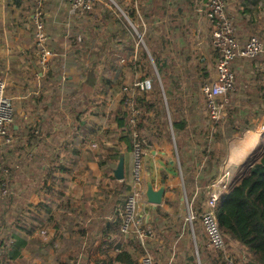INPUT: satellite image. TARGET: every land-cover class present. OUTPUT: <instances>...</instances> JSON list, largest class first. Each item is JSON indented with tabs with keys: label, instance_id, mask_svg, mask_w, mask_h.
I'll return each mask as SVG.
<instances>
[{
	"label": "trees",
	"instance_id": "obj_1",
	"mask_svg": "<svg viewBox=\"0 0 264 264\" xmlns=\"http://www.w3.org/2000/svg\"><path fill=\"white\" fill-rule=\"evenodd\" d=\"M7 1L11 4H19L18 2H20V0ZM115 2L123 3L128 7L126 14L134 25L141 13L144 22L149 25V29L146 33L141 34L143 22L138 21L135 29L141 35L143 44L137 42L135 34L131 29L129 31L123 29L125 39L119 40L120 44H115L114 48H112L115 56L113 61L108 63V65L110 64L109 71L115 70L119 61H124V63H122L123 68L115 71L114 74V84L117 88L116 96H114L110 104H102L108 113V126L113 124L116 128L120 129L123 142L130 149H132L133 145V131L137 133L139 138L143 139L141 146L144 149H148L149 146H153L154 143L161 142L162 140L174 143V152L178 160L184 187L183 192L185 191L187 204L191 207L193 215L199 217L205 205V190L202 189L198 196L192 198L191 195L194 191V186L192 185L195 183V179L203 180L205 185L214 180L217 169L215 167L218 166L214 148L212 145L209 147V143H207L209 130L202 128L205 125H203V120H201V112L198 111L196 99L199 93L204 100L206 115L209 121L213 123L217 122L210 119L207 114L206 101L200 89L205 82L202 83L200 81V86L196 84V79L193 77L196 76L197 70L195 67L197 66L194 57L190 66L186 62L185 53L186 51L189 53V49L185 44L184 46L179 45V47L171 42L173 38L172 20L175 21L178 15L170 18L171 9L166 13L165 8L167 6L162 5L160 1L156 2V0H148V4L144 5L140 0L138 2L134 0H115ZM144 6H148L147 9L144 10ZM161 6L165 8L160 10ZM157 8L158 15L160 16L157 15ZM108 14L110 13L107 12L106 18ZM163 17L167 18L165 22H159ZM178 19L180 18L178 17ZM176 31V39L182 40L184 36L179 33V28H176ZM115 35L114 32L106 40L107 48L103 49L102 55L107 56L110 53L111 48L109 49L108 47L109 38H115ZM93 38V33L88 34L86 38H82V41L79 42L82 51L88 52L86 50L88 49L87 46L90 44V39ZM101 39L103 40L104 38ZM74 41H76V36ZM95 47V49H98L97 45ZM134 48H136L135 58H132L131 55V58L127 60V53ZM89 53L93 52L89 50ZM105 63L107 62L105 61ZM127 68L130 69L129 83H125ZM145 78L151 82L150 89L140 90L136 88L133 96L126 100L125 92L121 90V87L131 85L135 80ZM92 79H95L94 75H92ZM131 108L137 112L134 124L129 122ZM192 117L196 120V123L192 126L191 130H188L189 120ZM11 128L12 124L9 128L10 136H12L10 132ZM108 129L114 130V128ZM213 136L216 137L217 133H213ZM96 137L95 128H91L90 138L96 140ZM20 144L19 148L23 149V143ZM10 147L7 146L0 150V163L6 160V156L11 154ZM111 150V148L106 149L105 157L114 166L117 161L116 157L121 155V151L119 149ZM31 158L32 156L28 159L30 160ZM27 164L25 160L24 167ZM103 165L104 160L98 162V166L102 167ZM197 167L201 169L198 170ZM51 169L52 167L42 169L41 166H38V171L42 172L41 189L43 188L47 191L54 189L50 181L47 183L48 180L46 178V174ZM35 171L37 172V169ZM25 172L23 176H26ZM103 178L107 179L106 184L99 183L97 184V188L108 198L105 206L108 204L112 206L110 211V216L112 217L97 220L98 227L93 230V227L82 225V221H85L87 216L83 211L70 210L67 215H70L71 218L69 220L71 219V225L76 227L75 232L78 236L65 238L56 250V256L53 260L54 264H73L82 248V242L88 239L89 244H91L98 236H106L109 240L108 250H115L112 255H106L105 262L98 264H138L134 256L143 252L142 247L134 240L131 231L128 234H121L119 232V214L117 206L113 205L115 201L119 203L121 200L120 194L124 188L123 180H116L113 177L112 169H108L104 173ZM57 182H61V179L59 178ZM4 183L3 169L1 167L0 189ZM86 190L87 188L83 189V191ZM188 191H190L191 195ZM57 193L60 192L57 190ZM181 202L180 194L176 198V201H166L173 209L171 214L162 212L157 207L152 211L150 220L152 235L144 239V245L147 251L149 249L150 253H148L154 261L158 262V257L164 251L161 248V244L155 243L159 238H163L160 236L163 231L157 229L156 232L153 229L158 225L160 220L168 219L171 221L172 216L176 215V207H180ZM25 210L26 212L23 211V222H18L15 226L16 232H9L7 250L5 254L0 256V264H11L12 261L21 257V249L27 245V240L17 232L23 231V234L32 235L37 230L36 222L40 223L41 221L38 211H43L47 214L46 220H48L49 226L54 228V235H59L57 234L58 225L56 223L52 224V221H54L53 211L45 203L38 202L35 205V212ZM214 211L219 229L225 237V242L228 240V242L238 245L240 253L230 256L229 259H225L219 252L216 253V250L207 247L203 243L202 247L197 249L199 264H264V147L262 145L257 144L254 146L247 155L246 160L241 163L240 170L232 175L225 190L219 194ZM80 216L84 217L81 218ZM174 226L175 224L171 225V227ZM179 228L183 233H187L186 228L183 226L180 225ZM172 231L175 232V237L180 235L177 230L175 231L174 229ZM179 240H175L174 242L177 243ZM183 246L186 248L185 244ZM179 251L181 252L183 249L174 251V258H170L168 263L175 264ZM190 255L187 258L185 257L187 262L183 264H198L194 257H190ZM230 258L231 262H229ZM203 259H206L207 262H204Z\"/></svg>",
	"mask_w": 264,
	"mask_h": 264
},
{
	"label": "crops",
	"instance_id": "obj_2",
	"mask_svg": "<svg viewBox=\"0 0 264 264\" xmlns=\"http://www.w3.org/2000/svg\"><path fill=\"white\" fill-rule=\"evenodd\" d=\"M226 1L227 11L231 17L243 18L244 21L250 19L253 23L260 24V30H264V19H261L264 16V0ZM18 3L11 4L7 0H0V78L5 80V92L11 98L13 105L10 132L14 140L7 146H11V154L23 152L24 160L28 164L34 163L42 169L52 167L46 174L47 183L50 181L52 188L58 187L59 178L71 189L77 181L81 183L82 188L74 191L77 194L73 191L68 194L69 189L66 191L63 189V192L57 193L56 197H52L51 192L49 193L54 198L52 200L57 203L65 199L68 212L74 209L77 212L83 211L87 215V209L76 203L92 202L95 198L99 199L98 212L102 214L99 219H108L112 217L110 216L112 206L110 204L105 206L108 198L94 185L96 179L93 178L97 171L96 177L103 179L102 183L106 184L107 179L103 178L106 169L109 167V170H113L117 164L119 156L116 157L117 161L112 166L113 164L105 157L106 149H119L120 156L123 157L124 188L120 194L119 203L115 201L113 204L117 206L118 212L131 182V149L124 144L120 129L113 124L108 126V113L102 105L110 104L116 96L114 74L115 71L123 68L122 64L119 63L117 68V63L115 70L109 71L110 64L105 63L106 55L100 53L96 56L95 52L82 51L74 41L75 36L77 39L82 30L78 20L75 18L68 20L65 17V7L55 0H49L45 9L44 22L51 40L49 48L55 56L51 59L49 68L41 70L37 56L34 54L31 6L28 0H20ZM134 49L132 58H135L136 48ZM239 60L233 62V72ZM91 72H94L95 79H92ZM91 128L96 130V140L90 138ZM108 128H114V130L111 131ZM20 143H23V149L19 148ZM250 145L252 143L247 145V151L254 147ZM7 146L0 147V150ZM174 151L173 143L162 140L145 149L142 157L143 179L140 185V196L145 200L151 199L155 202L160 200L158 204L152 203L153 209L157 207L168 214H171L173 209L166 201H176L179 194L180 199H183L181 195L184 187ZM101 160H104L102 167L98 166ZM233 161V157L227 161L224 174L227 179L228 168ZM85 188L87 190L83 191ZM42 192L48 191L42 188ZM78 194L81 200H76L79 197ZM45 204L52 211L55 210L54 205L48 202ZM29 210L31 211L32 208ZM89 217L87 215L85 221ZM73 228L76 229V227ZM51 229L54 231L53 227ZM131 232L137 242L135 232L133 230ZM72 234L74 237L78 236L75 230ZM85 243L86 241L82 242V246ZM108 243L106 236H98L91 243L90 253L87 254V251L80 253V250L73 264L105 262L106 255H112L115 252V250H108ZM204 244L206 245V239ZM54 245L57 247V242H53ZM180 254L183 255L186 263L190 251L183 249L178 252V255ZM203 261L207 262L206 259ZM197 262L199 264V259Z\"/></svg>",
	"mask_w": 264,
	"mask_h": 264
},
{
	"label": "rangeland",
	"instance_id": "obj_3",
	"mask_svg": "<svg viewBox=\"0 0 264 264\" xmlns=\"http://www.w3.org/2000/svg\"><path fill=\"white\" fill-rule=\"evenodd\" d=\"M134 1L138 2L139 0ZM158 1H160V3L162 2L164 6H167L166 8L164 7L166 13L171 9L170 18H173L176 15L180 18L178 19L177 17L175 21L172 20L173 38L171 42L176 44V46H184L185 44L189 49V53L188 51L185 53V59L189 66L193 62L194 57L197 66L195 68L197 71L196 76L193 78L196 79V84L199 85L201 82L209 81L210 76L213 75L214 58L216 55L210 44L209 29L207 28L205 21L199 16L198 9L201 0H156V2ZM140 2H142L143 5L148 4V0H140ZM147 7L148 6H144V10L147 9ZM164 8L161 6L160 10ZM127 10V6L123 3L120 4L119 2H115V0H99L94 4L91 13H87L84 18L77 19L79 27L82 28L80 32L81 34L84 33L85 35H88L93 33L94 38L90 39V44L87 46L88 49L86 50H91L93 53L95 52L96 56L102 53L103 49L107 48L106 40H108V37L115 32V38H109L108 47L111 49L110 53L107 55V64L112 62L115 56V53L112 52L114 45L120 44L119 40L125 39L123 29L127 31L131 29L135 34L137 42L142 44L141 38L139 39L138 37V32L135 27L132 26L134 24L126 14ZM107 12L110 14H108V17L106 18L105 15ZM227 14L232 20L235 38L239 44H242L246 38L251 35L258 36L264 44V30L259 29L260 24L253 23L250 19L244 21L243 18L236 19L235 17H231L229 11H227ZM122 18L124 19L123 21ZM137 19L135 25L138 21L141 23L143 22V29L140 33H146L149 29V25L144 22L143 15L140 13L139 18L137 17ZM166 19V17H163L159 22H165ZM261 19H264V16L261 17ZM176 28H179V33L183 34L185 39H176ZM101 38L104 39L102 40ZM241 40L244 41L242 42ZM75 42L80 48L81 46L77 39ZM96 45L98 49H95ZM134 50H128L129 52L126 55L127 60L131 58ZM119 63L122 64L124 61H119L117 68H119ZM236 63L238 66L234 67V89L227 94V103L224 104L223 116L221 119L217 120L215 123L209 121L202 96L198 93L196 97L199 108L198 111L201 112V120H203V125H205L202 128L209 130L207 143H209V147L212 145L214 148L218 166L215 167L217 168L216 178L208 182L207 185L204 184L203 180H194L195 183L192 185L194 186L193 194L191 195L190 191H188L192 198L198 196L200 191L204 189V199L206 201L207 193L211 191V188L220 190L221 184L224 183L221 182V180H225L223 176L226 173L227 161L230 157H233L234 161L230 168H228L229 177L225 180V183H228L232 175L240 170L241 163L246 160L247 155L251 151H247L246 148L249 143H252L250 146L260 144L264 147V51L255 59H240ZM129 73L130 69L127 68L126 83H129L128 81H130ZM91 74L94 75V72H91ZM195 123L196 120L192 117L189 120L187 129L191 130ZM215 132L217 133L216 137L213 136V133ZM170 143L172 144V142ZM10 155L6 156V160L0 163V166L3 169V178L5 179L4 190L0 189V256L5 254L7 250L6 246L9 242V232H16V224L18 222H23V211L26 212L25 209H27L30 212L29 208H32L31 212H35V205L38 202H48L55 206V210L53 211L54 221H52V224L56 223L58 225L57 234L59 235H54L55 232L49 226L48 220H46L47 214L44 213L42 215L43 212L37 210L40 213L39 217L41 218L43 216V218H41L40 223L36 222L37 230H35L32 235L23 234V231L17 232L26 238L27 245L22 248L21 257L12 261L11 264H54L53 260L56 256V250L60 247L65 238H70L74 235L72 232L76 229L71 225V219L69 220V218H71L70 215H67L68 209L66 207V200L63 199L57 203L55 200H52L54 199L52 197L57 196V190H59L58 192H63V189L64 191L69 189L68 194H70L72 191L74 192L75 189H81V183L77 181L71 189L62 181L60 184H57L58 187L52 189L53 192L48 191L44 193L41 189L42 172L38 171V166H35L34 163H30L24 167L25 160L23 152H15ZM35 169H37V172ZM108 169L110 168L108 167ZM200 169L201 168H198V170ZM24 172L26 176H23ZM95 172L93 178L96 179L94 185L97 186V184L102 183L103 180L100 177L97 178V171ZM210 184H213V187L209 188ZM50 192L52 193V197ZM78 196L79 197H77L76 200H81L80 194H78ZM182 197L181 205L180 207H176L177 212L175 216H172V220H160L158 225L153 229L154 231L156 230V232L157 229L163 231L160 235L163 238H159L155 241V243L162 245L161 248L164 251H161L162 255L158 257V262L160 264H168L169 259L174 258V251L176 252L177 250L186 248L190 251V257L193 256L197 261V249H200L205 242V234L200 218L193 215L191 207L185 203V191L183 192ZM76 204H80L82 207L86 208L87 215L90 216L88 220L82 221V225L93 227V230L97 229V220L101 217V213L98 212L99 199L94 198L92 202L82 201L77 202ZM190 214L194 216L191 222L188 221ZM80 217L83 218L84 216ZM172 224H175V226L171 227ZM180 225L186 228L187 233L180 231ZM174 229L180 233L178 237L174 236L175 232L172 231ZM41 230L45 232L41 234ZM179 239L180 241L177 243L174 242ZM88 241L89 240L87 239L85 245L82 246L80 253H85L86 251L87 254L90 253L92 244L89 245ZM53 242H57L58 246H53ZM183 244L186 245V248H184ZM238 248V245L226 240L225 255L229 257L233 255L235 256V254L240 253ZM148 252L150 253L149 249ZM143 253L144 251L139 253V255L137 254V256H134V259L138 264H140L139 259ZM220 254L224 257L222 253ZM176 260L177 264H183V255H178Z\"/></svg>",
	"mask_w": 264,
	"mask_h": 264
},
{
	"label": "built area",
	"instance_id": "obj_4",
	"mask_svg": "<svg viewBox=\"0 0 264 264\" xmlns=\"http://www.w3.org/2000/svg\"><path fill=\"white\" fill-rule=\"evenodd\" d=\"M65 7V17L84 18L91 13L94 4L99 0H55ZM31 6V21L34 35V54L37 56L38 66L41 70H47L51 59L55 56L49 48L50 35L45 28L44 15L49 0H28ZM227 3L224 0H201L199 3V16L205 21L209 29L210 44L215 52L213 75L209 81L201 86L207 106V114L212 120H219L223 116L224 104L227 103V94L234 89V72L232 64L237 59L252 60L264 51V44L256 35L249 36L242 44L235 38L232 20L227 14ZM82 33L77 37L78 42L85 38ZM139 39L141 38L138 36ZM149 79L135 80L131 85H124L121 90L125 92L126 100L131 98L136 88L140 90L150 89ZM5 80L0 78V147L11 145L13 137L9 135V128L13 121V105L11 98L5 92ZM131 106V104H130ZM129 122H136V110L130 109ZM132 166L131 182L129 190L125 194L124 202L119 210V232L128 234L135 232V239L142 247L144 253L139 259L140 264H160L152 260L145 248L144 239L152 235L150 228V215L153 204L141 198L140 185L142 182V157L145 149L141 146L143 139L139 138L135 131L132 132ZM1 169V166H0ZM4 179V178H3ZM5 180V179H4ZM5 184V183H4ZM228 183L221 184L220 190H215L213 184L209 185L211 191L207 193L205 208L199 214L200 222L205 234L207 247L216 250L229 259L226 253L225 237L219 229L215 205L221 191L225 190ZM4 187V185H3ZM1 188L4 190V188ZM209 191V190H208ZM187 204V201L185 200ZM193 215L190 214L188 221L191 222ZM41 232H43L41 230Z\"/></svg>",
	"mask_w": 264,
	"mask_h": 264
},
{
	"label": "water",
	"instance_id": "obj_5",
	"mask_svg": "<svg viewBox=\"0 0 264 264\" xmlns=\"http://www.w3.org/2000/svg\"><path fill=\"white\" fill-rule=\"evenodd\" d=\"M112 174H113V177L116 179V180H123L124 179V168H123V157L122 156H119L118 157V161H117V164L116 166L113 168L112 170ZM148 202L150 203H155V204H158L160 203V200H157L156 202L151 200V199H148L147 200Z\"/></svg>",
	"mask_w": 264,
	"mask_h": 264
},
{
	"label": "bare ground",
	"instance_id": "obj_6",
	"mask_svg": "<svg viewBox=\"0 0 264 264\" xmlns=\"http://www.w3.org/2000/svg\"><path fill=\"white\" fill-rule=\"evenodd\" d=\"M250 144H251V143H250ZM223 178H224L225 180H227L226 175H224ZM225 180H223V181L221 180V182H225Z\"/></svg>",
	"mask_w": 264,
	"mask_h": 264
}]
</instances>
